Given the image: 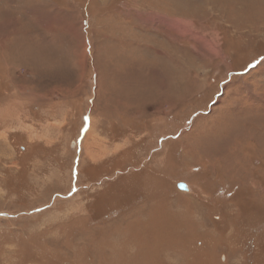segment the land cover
Here are the masks:
<instances>
[{"label": "rangeland", "instance_id": "1", "mask_svg": "<svg viewBox=\"0 0 264 264\" xmlns=\"http://www.w3.org/2000/svg\"><path fill=\"white\" fill-rule=\"evenodd\" d=\"M0 264H264V0H0Z\"/></svg>", "mask_w": 264, "mask_h": 264}, {"label": "water", "instance_id": "2", "mask_svg": "<svg viewBox=\"0 0 264 264\" xmlns=\"http://www.w3.org/2000/svg\"><path fill=\"white\" fill-rule=\"evenodd\" d=\"M181 189H183V190H188V185H187V183H185V182H181V183H179V185H178Z\"/></svg>", "mask_w": 264, "mask_h": 264}]
</instances>
